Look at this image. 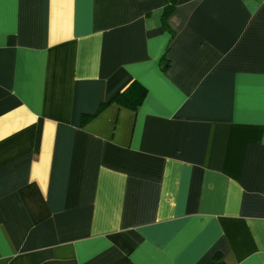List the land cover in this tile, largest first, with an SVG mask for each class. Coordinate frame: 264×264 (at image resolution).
Instances as JSON below:
<instances>
[{
  "label": "crops",
  "instance_id": "0c3cea01",
  "mask_svg": "<svg viewBox=\"0 0 264 264\" xmlns=\"http://www.w3.org/2000/svg\"><path fill=\"white\" fill-rule=\"evenodd\" d=\"M164 4L0 0V264H264V0Z\"/></svg>",
  "mask_w": 264,
  "mask_h": 264
},
{
  "label": "trees",
  "instance_id": "16d2710c",
  "mask_svg": "<svg viewBox=\"0 0 264 264\" xmlns=\"http://www.w3.org/2000/svg\"><path fill=\"white\" fill-rule=\"evenodd\" d=\"M178 0H165V4L163 7V14H162V23L163 25L169 29L167 23V17L172 12ZM163 70H166L167 64H163ZM147 93V89L144 85L139 83L136 80H133L126 88L117 92L111 99L108 101L102 102L99 110H101L108 102L116 103L121 107L128 108L130 110L136 111L139 106L142 104L145 95ZM91 114H84L82 116V120L86 121Z\"/></svg>",
  "mask_w": 264,
  "mask_h": 264
}]
</instances>
